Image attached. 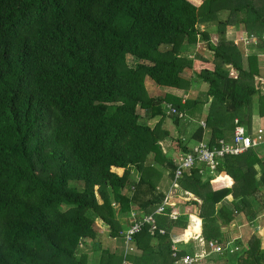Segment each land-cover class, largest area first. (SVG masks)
<instances>
[{
  "label": "trees",
  "instance_id": "obj_1",
  "mask_svg": "<svg viewBox=\"0 0 264 264\" xmlns=\"http://www.w3.org/2000/svg\"><path fill=\"white\" fill-rule=\"evenodd\" d=\"M201 24L214 27L201 31ZM228 26H240L263 49L264 0H0V264H88L79 243L92 242L102 250L98 264H184L193 249L183 238L201 231L207 252L223 249L222 227L264 212V152L250 147L220 159L214 177L204 180L197 169L185 174L177 196L196 200L176 198L154 217L153 235L144 225L132 240L137 254L116 256L97 240L100 219L109 237L122 241L112 203L119 215L135 211L137 220L161 206L158 166L170 179L176 169L161 141L170 140L176 155L190 152L163 126L167 118L175 125L185 118L165 115L162 105L195 115L202 100L150 98L146 77L183 91L207 85L205 128L194 141L207 131L213 147L236 127L251 130L264 61L255 54L244 59L226 38ZM201 42L209 58L181 54ZM127 56L139 63L129 66ZM258 108L263 116L264 96ZM131 168L140 174L137 183ZM181 206H194L198 217L189 216L184 235ZM234 242L235 264H264V227L245 245ZM226 254L204 259L227 264Z\"/></svg>",
  "mask_w": 264,
  "mask_h": 264
},
{
  "label": "crops",
  "instance_id": "obj_2",
  "mask_svg": "<svg viewBox=\"0 0 264 264\" xmlns=\"http://www.w3.org/2000/svg\"><path fill=\"white\" fill-rule=\"evenodd\" d=\"M213 27H214V25H211V24L210 25L201 24V25L198 26L199 30H201V31L207 30V29H208V31H212L211 29ZM226 38H227L228 41L232 40L231 42H234V45H236V47L243 54L242 56H243L244 59H246V57L249 56V55L255 54V55L258 56L259 62L262 63L264 61V57H261L263 55V53H264V48L263 49H257L255 40H253L252 38H249L247 36V34L243 31V29L240 26H228L227 29H226ZM244 43H246V44H244ZM190 48H194V47H190ZM205 50L208 51L207 49H205ZM208 53H210V52L208 51ZM198 55L202 56V57H205V58H209L210 57V56H205V55H203L200 52L198 54L194 55V57L198 56ZM189 74H190V72H187V75H189ZM233 75L236 77L235 73H233ZM144 85H145V89H146L147 95L150 98H164L165 96H172V97L181 99V103H184L186 100H194V99H201L202 100V102H203L202 107H201V109H198L195 112V115H191L189 113H186V114L184 113L185 114V117H184L185 119L184 120H180L177 125L173 124L171 119H169V118H167L165 120V122L163 123V126L165 127V129H167L169 131V133H170V138H173V139L179 138L181 140L182 145L187 146L189 149L193 148L196 145V143L198 142V141H194V137H193L194 133L198 129V127L201 126V122H204V118L207 115L208 108H209L210 98L206 100L205 97H204V93L207 90V87L205 88L203 86V84H202L201 85L202 88L200 90V88H197V86H199V85L198 84H194L187 91H183V90H179V89H175V88H170V87H163V90H160L161 88L155 86L153 84V82H151L149 80L148 77L145 78ZM255 85L257 87V92L258 93L253 97L252 120L254 122H252V120H251V122H252L251 123V129L254 128L255 131L257 132L255 134V138H256L257 142L259 143V145L255 146L253 148L256 149L259 154H263L264 145L262 144V142L264 141V115L263 116L259 115V108H258V97L259 96H264V78H263V76L262 77H255ZM148 86L150 87L151 91L153 90L152 94H150V92L147 91ZM195 87L200 92L196 93V91H194ZM193 94H198V95L195 97V95L192 96ZM167 104H169V103H165V104L162 105L163 113L165 112V106ZM157 121H158V118H154L152 120H148L147 124H148V126L153 127L154 124ZM254 125L256 127H254ZM203 128H205V127H203ZM171 129L175 131V133H176L175 136L176 137L172 136L173 132H172ZM204 132H205V134L202 137L201 141H209V137H208L207 131H204ZM250 136L254 137V135H250ZM232 138H233V134H232V136H230V134H229L223 140L230 141V140H232ZM162 143L168 145L167 146L168 150L163 152V149H161L163 154L168 155L169 152H171V151L173 152V150L170 148V143H171L170 140L161 141L159 143L160 147H161ZM129 170H130L131 176L133 175V177H134L133 179L131 178V180H133L134 183H137L138 180H139V177H140L139 174L133 168H131ZM111 171L113 173H115L117 176L120 177V176L123 175L124 169L123 168L112 167ZM136 176H138V177L136 178ZM204 180H206V179H204ZM167 186H168V189L164 190V188L167 187ZM127 190H128V188L123 190V193H127ZM158 190L161 193H163L164 195H166L168 193V191L171 190L170 189V178H169V172L168 171L166 173H163V177H162V179H161V181H160V183L158 185ZM170 193H174V191L171 190ZM178 193H180L179 189H177L175 191L176 196H177ZM181 195H182L181 196L182 199H179V200H183L184 202H188L190 200H196L190 194H187V193L184 194L183 193ZM188 196H190L191 198H188ZM176 200L177 199L175 198V202H176ZM226 200L228 202H231L232 201V197L228 196V197H226ZM216 207L220 208L221 204H217ZM118 209H119V207L117 205V207L114 209L115 212H116L115 215L117 216L118 221H120V225H122L124 227V225H127V220H129L128 219L129 218L128 217L129 214L128 215H119ZM131 212L135 213V211H131ZM191 215H194V214H192V212L187 213V226H186V229L183 230V232L188 229L189 216H191ZM194 216L197 217L196 215H194ZM96 220L100 224L101 230L100 229L99 230L102 233H104V234L105 233H109V227L106 224H104L100 219H96ZM200 227H201V221H200ZM263 227H264V212L261 213L255 219V221H252V222H247L242 216H240L237 219L233 220L228 226L222 227L221 231L226 233V235L228 237V243H230L229 247L230 248H235L238 245L235 244L234 240L239 239L241 244L245 245L246 242L248 241V239L251 236L259 237V231ZM100 231H98L99 234H101ZM98 233H97V237H98ZM199 237L202 238L201 231H200V236ZM191 241H193V239ZM184 244H185V242H184ZM131 245L133 246L132 243H131ZM197 247H198V249L200 248L198 245H197ZM225 252L227 253L226 254V260H229L230 256L235 258L236 254L238 253L237 252L235 255H230V254H234V251L233 252H229V249L226 250ZM94 253H96L95 250H94L93 254ZM209 253L210 252H207V256L206 257L209 256ZM123 264H128V262L127 261H123ZM227 264H229V263H227Z\"/></svg>",
  "mask_w": 264,
  "mask_h": 264
},
{
  "label": "built area",
  "instance_id": "obj_3",
  "mask_svg": "<svg viewBox=\"0 0 264 264\" xmlns=\"http://www.w3.org/2000/svg\"><path fill=\"white\" fill-rule=\"evenodd\" d=\"M165 114L167 116L174 115L180 119L185 117V114L182 112H178L172 105L167 104L165 106ZM201 126L205 127L204 122H201ZM257 132L254 128L250 131H247L243 127H236L233 132V138L230 141L219 139L216 141V146L211 147L209 145V141H200L197 142L196 145L190 149L188 153H178L174 158H172V162L175 163L176 169L173 173L172 178L170 179V189L174 191V193H170L171 190L166 194L161 206L154 212V214H150L144 217H141L140 220L136 219L134 213H131L129 219V224H127L128 230L122 233V241L124 248V257L127 256V253L132 248L131 243L133 240V236L140 232L141 228L144 225L150 226V234L153 235L154 231L157 228L155 224V216L161 215L164 213V208L168 206L175 205V198L182 199L179 196H176L175 191L179 189L178 181L185 175L190 174L192 170L197 169L199 175L203 179H207L209 177H214L217 172V168L220 164V159L224 156L230 155L235 156L241 154L246 149L250 147H255L259 145L255 138V134ZM250 135H254L251 137ZM264 145V141L262 142ZM164 152V151H163ZM117 207V204L113 203ZM171 218H175V216H171ZM98 227H100L98 225ZM161 234L164 233L162 229H159ZM193 241L196 239L198 246L200 247L195 252L193 251L192 256L186 255L180 261L184 264H194L200 263L207 256V251L205 248V244L201 237L191 236ZM187 244V240L183 238L182 244ZM81 246V245H80ZM230 243H226L225 248H221L218 245H212L210 253H221L222 251H226L229 249V252L237 251V247L230 248ZM209 253V254H210Z\"/></svg>",
  "mask_w": 264,
  "mask_h": 264
},
{
  "label": "rangeland",
  "instance_id": "obj_4",
  "mask_svg": "<svg viewBox=\"0 0 264 264\" xmlns=\"http://www.w3.org/2000/svg\"><path fill=\"white\" fill-rule=\"evenodd\" d=\"M199 28H200V27H199ZM253 40H255V39H253ZM231 41H232V40H231ZM232 43L234 44V42H232ZM255 43H256V41H255ZM244 44H246V43H244ZM241 46H242V45H241ZM190 47H194V48H190ZM190 47H187L186 49H184V50L182 51L181 54H183V55L186 56L187 58H192V57H194V55L198 54L199 52L202 53V54L205 55V56H210V53H208V51L205 50L206 47L204 46V43H202V42L199 43L198 45H194V46H190ZM261 57H264V53H263V55H262ZM138 63H139V61L136 60L134 57H132V56H127V64H128L129 66L134 67V66H136ZM187 76H189V75H187ZM149 80H150L151 82H153L151 79H149ZM153 84H154L155 86L161 88L160 90H163V87H162V86H158V85H156L154 82H153ZM198 85H199V86H197V88H200V90H201V88H202L201 85H202V84H198ZM203 86H204L205 88L207 87L206 84H203ZM197 88L195 87V90H194V91H196V93L200 92ZM196 89H197V90H196ZM147 91L150 92V94L153 93V90L151 91V89H150L149 86H148V88H147ZM194 95H195V97H196L198 94H193L192 96H194ZM252 122H254V121L252 120ZM252 122H251V123H252ZM254 127H256V126L254 125ZM171 130H172V129H171ZM172 132H173L172 136L176 137V136H175V135H176L175 131L172 130ZM230 136H232L231 133H230ZM167 146H168V145L162 143V145H161V149H163V151H166V150H168ZM260 152H261V151H260ZM168 155H169V157H172V158H174V157L176 156V154H174L172 151L169 152ZM174 155H175V156H174ZM158 170H160V171L162 172V174L167 172L166 170H164V168L162 169L160 166H158ZM137 173H138V172H137ZM138 174H139V173H138ZM139 176H140V174H139ZM165 176H166V175H165ZM130 177H131L132 179L134 178L133 175L131 176V174H130ZM137 177H138V176H136V178H137ZM170 185H171V184H170ZM167 189H168V186L164 188V190H167ZM165 193H166V192H165ZM188 198H191V197L188 196ZM188 200H189V199H188ZM112 206H113L114 209L116 208L115 205H112ZM193 210H194V206H190V207L187 206V207H185V208H184V206H181V211H182L184 214H187V213H189V212H192ZM130 215H131V213L128 215V217H130ZM119 223H120V221H119ZM129 223H130L129 220H127V224H129ZM123 225H124V224H123ZM98 230H99V229H98ZM122 230H123L122 233H123V232H126V231L128 230L127 225H124V227H123ZM99 231H100V230H99ZM100 232H101V231H100ZM185 233H186V231H184L183 235H184ZM191 236H194V235L192 234ZM191 236H190L189 239H187V242H188L189 244L187 243V245H183V246H185V248H187L188 250H190V249L193 248V251L195 252L196 250H198V247H197L198 243L196 242V241H197L196 239H195L194 241H191V240H192V239H191V238H192ZM97 240L100 242L101 249H102V248H103V249H108L111 253L115 254L116 256H123V255H124V248H123V243H122L123 241H121V240H119V239H113V238H110V237H109V233H105V234L102 233V232H101V234L98 233ZM178 246H181V245H178ZM95 247H96V246H95ZM95 247H94V243L92 242V243H87V244L82 243L81 247L79 248V250L81 251L82 254L88 256V262H90L91 264H98V261H99V259H100V255H101V253H102V250H96ZM130 247H131L132 249L128 251L127 256L130 255V254H137V251L134 249V247H133L132 245H131ZM94 250L96 251V253L93 254ZM209 251H210V247H209ZM237 252H238V251H236V252L234 251V254H230V255H235ZM213 256H215V255L212 254V255H210L207 259H211ZM225 257H226V255H225ZM207 259L202 260L200 264H209V262L207 261ZM224 259H226V258H224ZM227 259H228V258H227ZM90 263H88V264H90ZM228 263H229V264H234V263H235V262H234V258L230 256V257H229V260H228ZM217 264H218V263H217ZM220 264H222V263H220Z\"/></svg>",
  "mask_w": 264,
  "mask_h": 264
},
{
  "label": "clouds",
  "instance_id": "obj_5",
  "mask_svg": "<svg viewBox=\"0 0 264 264\" xmlns=\"http://www.w3.org/2000/svg\"><path fill=\"white\" fill-rule=\"evenodd\" d=\"M96 223H98V224H99V222H97V221H96ZM99 228H100V227H99ZM100 230H101V228H100ZM80 245H82V243H79V248L81 247Z\"/></svg>",
  "mask_w": 264,
  "mask_h": 264
}]
</instances>
